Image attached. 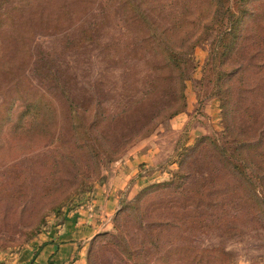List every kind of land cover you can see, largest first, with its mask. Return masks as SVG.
Listing matches in <instances>:
<instances>
[{"label": "rangeland", "instance_id": "374dc122", "mask_svg": "<svg viewBox=\"0 0 264 264\" xmlns=\"http://www.w3.org/2000/svg\"><path fill=\"white\" fill-rule=\"evenodd\" d=\"M147 1L155 8L153 14L161 8L163 17L167 14L165 18L170 20L184 8L190 9L195 22L205 18L204 0ZM221 3L234 12H245L241 26L238 24L242 39L228 48L229 57L221 67L219 58L211 61L209 56L221 25L216 20L212 30L200 34V41L181 65L182 111L162 119L150 133L129 143L111 159L100 154L96 165L84 164L87 156L78 154L57 168L56 151L57 155L65 154L58 141L62 138L67 144L69 139L66 125L61 118H46L45 129L58 137H54L56 141L38 129L40 118L32 122L29 132L25 131L28 119L17 118L21 104L14 88L26 92L28 101L35 100L31 93L39 94L59 111L67 108L70 100L79 108L84 98L92 96L112 114L147 90L151 56L124 17L119 0H0V16L14 6L10 14L17 22L9 28L0 21V264H19L29 244L60 222L62 216H56L59 208L69 200L67 193L83 175L88 176L83 187L94 185L113 174L125 159L148 151L149 160L137 168V173L150 178L145 186L168 180L175 171L180 176L172 187L149 188L141 199L149 207L138 218H134L133 210L118 211L145 186L130 194L122 190L111 228L95 236L88 246L87 264H131L126 249L137 250L142 238L136 222L150 220L164 221L171 227L163 231L156 247L143 245L140 249L138 260L147 264L156 263L167 247L181 245L197 253V264H264V217L239 195V182L232 180L211 155L212 147L206 142L199 144L202 137H208L225 148L234 138L224 128L222 97L226 91H218L217 82L229 87L228 106L237 112L230 118L234 117L237 134L240 123L253 127L257 125L256 116L264 112V0ZM41 12L48 17H40ZM56 12L61 16L58 21ZM35 13L38 18L33 17ZM22 24L31 29L27 58L15 55L13 71L5 74L1 69L15 50L13 36ZM158 24L166 23L158 19ZM107 44L118 51L105 60ZM237 64L244 66L240 75L215 80L213 70H230ZM117 223L123 241L114 238L109 243L107 239L115 233ZM167 261L188 264L177 255Z\"/></svg>", "mask_w": 264, "mask_h": 264}, {"label": "trees", "instance_id": "16d2710c", "mask_svg": "<svg viewBox=\"0 0 264 264\" xmlns=\"http://www.w3.org/2000/svg\"><path fill=\"white\" fill-rule=\"evenodd\" d=\"M222 1L204 0L205 18L201 22H195V19L191 17L192 12L189 11V8H184V11L179 13L175 20H170L165 18L167 14L163 17L165 12L159 11L161 8L157 10L158 14H153L155 8L151 7L147 0H119L124 17L132 26L135 34L138 35L143 50L151 56L152 74L149 77L147 90L139 98L131 100L130 104L118 108L117 112L111 114L106 112L98 102H95L92 96L84 98L85 100L79 108L70 100L69 103H66L68 107L65 109L60 108L59 111L57 106H49L48 102L39 94L31 93L35 100H30V102L26 98V92L20 90V88H14L18 93L17 98L21 104V110L18 112L17 118L18 120H22L24 117L28 119L24 130L29 132L30 128L33 127L32 122L40 118L42 123H40L38 129L45 135L48 132L52 139L56 141L55 138L58 137L54 136L51 130L49 132V129H45L47 128L45 120L49 115L50 117L52 115L54 120L61 118L66 125L69 139L67 144L62 141V138L58 141L61 152L65 151V154L57 155L56 151L54 164L57 165V168L66 165L64 161L70 160V156L75 157L78 154L87 156V162H84V164L94 163L95 165L100 154L108 159L119 154L126 145L150 133L162 119L169 118L182 111L184 95L181 65L184 63L186 55L200 41V34H206L207 31L212 30V23L216 20L217 24L221 25L211 42V44L214 43L209 54L211 61L219 58L218 63L221 67L229 57V54L226 53L228 48L242 39L240 36L241 29L239 30L238 27L242 24L241 15L245 12L238 9L234 12L227 4L223 6ZM13 7L9 6L1 13L3 16H0L1 23L8 25L5 27L13 28L17 24L10 14ZM213 8L219 9L220 12ZM59 14L56 12L54 15L56 21L61 17ZM64 14L67 15L68 12H64ZM42 16L48 17V15L41 12L40 17ZM33 17L38 18L39 16L35 13ZM158 19H162L166 24H158ZM8 21L11 22V25L8 24ZM19 26L20 28H16L13 36L15 50L9 61L5 63V67L1 69L5 74L13 71L16 61L14 60L15 55L20 59L27 58L26 46L31 29L26 24ZM113 51H118V49L115 50L112 45L108 44L104 46L103 58L105 60L110 59V56L114 53ZM234 67V69L222 70L221 72L213 70L216 76L215 80L218 81L223 76L226 80L232 79L240 75L244 68L243 65L239 64ZM215 87L218 91H226L223 94L224 97H222L223 117L225 118L224 128L234 138L231 144L225 148L217 145L208 137H202L199 144L206 142L212 147L211 155L213 154L217 162H220L226 172L230 173L232 180L239 182L238 184L241 187L239 195L245 197L252 207L264 217V112L256 116L257 125L253 127L240 123V126H237L239 133L237 134L233 130L234 124H232V121H234V117L230 118L232 114L237 112L234 107L228 106L229 87L227 85L219 86L218 82ZM167 96L169 97L167 98ZM246 117L253 122L252 116L248 115ZM55 122H52V125ZM18 126L19 124H16L15 127ZM178 172L172 173V177L168 180L145 186L135 195L133 201L120 206L118 214L122 211L133 210L134 218H138L141 213L142 215L146 213L149 205L147 201L141 199L147 190L149 188L172 187L171 184L180 176ZM86 178L88 176L83 175L79 179L81 181L78 180L71 191L67 193L69 200L59 208V213L56 216H63V208L76 204L82 195L92 188L93 184L82 186ZM159 209H161L160 206ZM123 216L120 217L121 220L124 218ZM136 223L137 228L142 232V238L137 250L130 251L126 249L125 254L128 257L127 259H133H131V264H147V261L138 260L140 249L143 245L156 247L159 237L164 230L167 231L171 227V224L160 220H150L143 224L139 221ZM118 224L114 226L115 233L109 234L110 237L107 239V241H110L109 243L113 242L114 238V240L123 241ZM173 255H177L178 258L188 264H197L200 261L197 253L181 245L167 247L163 254L158 255L154 264H166L168 263V257Z\"/></svg>", "mask_w": 264, "mask_h": 264}, {"label": "crops", "instance_id": "0c3cea01", "mask_svg": "<svg viewBox=\"0 0 264 264\" xmlns=\"http://www.w3.org/2000/svg\"><path fill=\"white\" fill-rule=\"evenodd\" d=\"M147 155L149 151L125 159L113 174L94 184L76 204L65 208L60 222L29 244L19 264H87L88 246L95 236L111 228L121 191L126 189L130 194L150 180L137 173L139 164L149 160Z\"/></svg>", "mask_w": 264, "mask_h": 264}]
</instances>
